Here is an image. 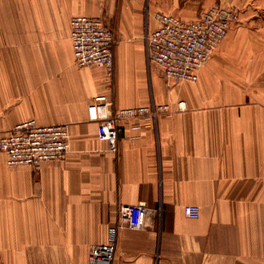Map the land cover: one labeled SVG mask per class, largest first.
<instances>
[{"label": "crops", "instance_id": "crops-1", "mask_svg": "<svg viewBox=\"0 0 264 264\" xmlns=\"http://www.w3.org/2000/svg\"><path fill=\"white\" fill-rule=\"evenodd\" d=\"M215 1L0 0V137L29 118L69 129L65 158L38 170L0 151V264H88L138 202L153 213L118 230L110 264H264V8H244L193 83L167 88L147 59L157 13ZM78 14L112 28L111 77L74 62ZM99 93L168 107L123 121L112 151L87 115Z\"/></svg>", "mask_w": 264, "mask_h": 264}, {"label": "built area", "instance_id": "built-area-1", "mask_svg": "<svg viewBox=\"0 0 264 264\" xmlns=\"http://www.w3.org/2000/svg\"><path fill=\"white\" fill-rule=\"evenodd\" d=\"M236 15L216 6L202 11L190 21L171 14L157 13L156 26L146 34L148 62L171 85L193 83L198 69L210 58L228 33ZM70 41L74 62L79 67L97 66L111 77L113 73L114 33L100 17L78 14L70 19ZM180 104L183 102L180 101ZM168 105L115 107L107 93L95 95L87 105L88 119L100 123L99 132L109 149L117 150L122 122L145 114L155 115ZM69 149L66 124H39L34 119L19 122L0 137V151L8 166L30 165L38 170L42 163L64 159ZM184 213L198 217L197 205H186ZM153 213L144 202L119 207V218L109 231L107 242L91 246L88 264H110L114 258L119 229L142 228Z\"/></svg>", "mask_w": 264, "mask_h": 264}, {"label": "rangeland", "instance_id": "rangeland-1", "mask_svg": "<svg viewBox=\"0 0 264 264\" xmlns=\"http://www.w3.org/2000/svg\"><path fill=\"white\" fill-rule=\"evenodd\" d=\"M183 0H180V2H182ZM216 3V4H215ZM216 6H221V7H225V8H228V9H230L231 11H233L234 13H235V15H236V17H235V19L233 20V22H232V24H231V27L234 25V24H236L237 22H239V19H240V15H241V13H242V11L244 10V8H247V7H254V6H260V7H262V8H264V0H217V1H215L214 2V5H212V6H210V7H207V8H204L202 5H199V7H198V9H197V11H196V13H193L192 15H190V16H186V15H182V16H180V15H178V14H174V15H176V16H178V17H180L181 19H183V20H186V21H190V20H192V19H194L195 17H197L202 11H204V10H207V9H210V8H212V7H216ZM165 13V12H164ZM171 14H173V13H171ZM261 17H264V15L263 16H261ZM231 27H230V29H231ZM229 29V30H230ZM229 30H228V32H229ZM228 34V33H227ZM226 34V35H227ZM225 35V36H226ZM225 38V37H224ZM223 38V39H224ZM222 39V40H223ZM221 40V41H222ZM221 43V42H220ZM220 43H219V45H220ZM219 45H218V47H219ZM217 47V48H218ZM216 48V49H217ZM216 49H215V51H216ZM215 51L211 54V56L215 53ZM211 56H210V58H211ZM209 58V59H210ZM208 59V60H209ZM208 60L202 65V66H204L207 62H208ZM150 64V63H149ZM150 65H152V64H150ZM201 66V67H202ZM200 67V68H201ZM199 68V69H200ZM198 69V70H199ZM159 70V69H158ZM160 72V71H159ZM198 73V72H197ZM160 74H161V72H160ZM162 76V75H161ZM164 79V78H163ZM164 82H165V85H166V87L167 88H171V87H173V86H176V85H179V84H176V85H171L170 83H167L165 80H164ZM89 104V103H88ZM29 119H33V118H29ZM27 120V119H26ZM35 120V119H34ZM36 121V120H35ZM37 122V121H36ZM38 123V122H37ZM40 124V123H39ZM52 124H62V123H52ZM67 125V124H66ZM68 126V125H67ZM69 130V129H68ZM2 152V151H1ZM3 153V152H2ZM4 154V153H3ZM43 164V163H42ZM19 166H21V165H19ZM34 168V167H33Z\"/></svg>", "mask_w": 264, "mask_h": 264}]
</instances>
